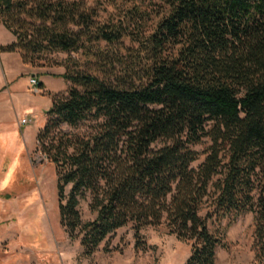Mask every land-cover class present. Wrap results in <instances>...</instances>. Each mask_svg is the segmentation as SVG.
Returning a JSON list of instances; mask_svg holds the SVG:
<instances>
[{
  "label": "trees",
  "instance_id": "trees-1",
  "mask_svg": "<svg viewBox=\"0 0 264 264\" xmlns=\"http://www.w3.org/2000/svg\"><path fill=\"white\" fill-rule=\"evenodd\" d=\"M164 1L144 33L138 5L127 22L98 23L75 1L0 0L16 35L1 50L32 66L55 63L43 53L68 52L57 74L68 87L51 93L36 135L55 168L60 223L89 257L128 223L138 236L165 222L190 242L183 264H217L226 229L252 211L264 264V0ZM87 196L96 214L83 220Z\"/></svg>",
  "mask_w": 264,
  "mask_h": 264
},
{
  "label": "rangeland",
  "instance_id": "rangeland-1",
  "mask_svg": "<svg viewBox=\"0 0 264 264\" xmlns=\"http://www.w3.org/2000/svg\"><path fill=\"white\" fill-rule=\"evenodd\" d=\"M55 1V0H53ZM78 2L93 12L98 23L129 20V9L138 5L147 11L143 32L148 33L166 10L164 0H65ZM131 21V20H130ZM131 28L134 26L129 24ZM0 42L11 41L14 35L0 26ZM71 27H75L71 25ZM126 46H135L129 37ZM77 56L76 52H71ZM4 57V54H2ZM40 56V55H39ZM41 60L52 64L29 65L30 70L53 72L65 70L63 62L68 52L41 54ZM19 65V64H18ZM29 75V74H28ZM27 77H21L17 90L26 91ZM56 81V80H55ZM65 80L55 82L62 86ZM48 85L49 82H48ZM10 98V94H8ZM25 102L29 100L24 98ZM16 118L14 109L7 111L5 136L0 140V264H183L191 251L190 242L170 233L165 222L147 225L135 235L132 223L111 233L91 256L82 253L79 239H72L60 223L56 172L54 165L37 149L36 135L47 119L46 110L26 111ZM25 117L27 122L22 123ZM211 143L208 137L194 144L200 152L192 163L197 167L205 158ZM158 144H161L160 142ZM208 207H203L205 214ZM79 210L83 220L92 219L95 212L89 197L81 199ZM228 221L214 220L212 228H221ZM225 246L217 249V264H258L254 248V213L238 216L225 231ZM107 246L108 249H105Z\"/></svg>",
  "mask_w": 264,
  "mask_h": 264
},
{
  "label": "crops",
  "instance_id": "crops-1",
  "mask_svg": "<svg viewBox=\"0 0 264 264\" xmlns=\"http://www.w3.org/2000/svg\"><path fill=\"white\" fill-rule=\"evenodd\" d=\"M0 26L8 29L1 19ZM14 40L13 38L8 42H0V45ZM2 54H4V57ZM63 71L62 69L53 72L32 71L30 70V66L23 62L19 51H4L0 49V140L5 136L4 130L7 121V111L13 108L17 118L21 116L20 114L23 115L22 108L33 113L39 110H47L52 104L51 93L66 91L69 82L62 76L57 75ZM21 77H27L25 83L26 91L17 90L16 83ZM32 77L37 78L39 82L43 83V86L39 87L38 91L34 90V86L31 83ZM63 80L66 82L62 86H54L55 82ZM48 82L50 85H48ZM8 94H10V98ZM24 98L29 101L25 102Z\"/></svg>",
  "mask_w": 264,
  "mask_h": 264
},
{
  "label": "built area",
  "instance_id": "built-area-1",
  "mask_svg": "<svg viewBox=\"0 0 264 264\" xmlns=\"http://www.w3.org/2000/svg\"><path fill=\"white\" fill-rule=\"evenodd\" d=\"M38 80H37V78H35V77H32L31 78V83H32V85L34 86V90L35 91H38L39 90V86H38ZM21 122L22 123H25V122H27V119L25 118V117H23L22 119H21Z\"/></svg>",
  "mask_w": 264,
  "mask_h": 264
}]
</instances>
